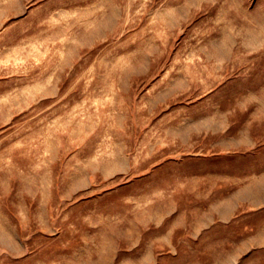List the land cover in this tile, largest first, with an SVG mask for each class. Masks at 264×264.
Instances as JSON below:
<instances>
[{"label": "rangeland", "instance_id": "1", "mask_svg": "<svg viewBox=\"0 0 264 264\" xmlns=\"http://www.w3.org/2000/svg\"><path fill=\"white\" fill-rule=\"evenodd\" d=\"M0 264H264V0H0Z\"/></svg>", "mask_w": 264, "mask_h": 264}]
</instances>
